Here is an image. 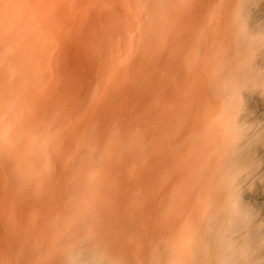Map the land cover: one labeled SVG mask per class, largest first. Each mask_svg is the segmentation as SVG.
I'll list each match as a JSON object with an SVG mask.
<instances>
[{
  "label": "rangeland",
  "instance_id": "obj_1",
  "mask_svg": "<svg viewBox=\"0 0 264 264\" xmlns=\"http://www.w3.org/2000/svg\"><path fill=\"white\" fill-rule=\"evenodd\" d=\"M218 5L0 0V264H175L174 95Z\"/></svg>",
  "mask_w": 264,
  "mask_h": 264
},
{
  "label": "bare ground",
  "instance_id": "obj_2",
  "mask_svg": "<svg viewBox=\"0 0 264 264\" xmlns=\"http://www.w3.org/2000/svg\"><path fill=\"white\" fill-rule=\"evenodd\" d=\"M218 6L174 95V261L264 264V9L258 18L250 0ZM89 251L71 254L69 264Z\"/></svg>",
  "mask_w": 264,
  "mask_h": 264
},
{
  "label": "clouds",
  "instance_id": "obj_3",
  "mask_svg": "<svg viewBox=\"0 0 264 264\" xmlns=\"http://www.w3.org/2000/svg\"><path fill=\"white\" fill-rule=\"evenodd\" d=\"M87 264H107V260L103 253L93 250L89 256Z\"/></svg>",
  "mask_w": 264,
  "mask_h": 264
}]
</instances>
